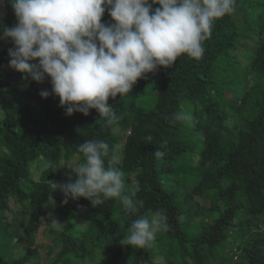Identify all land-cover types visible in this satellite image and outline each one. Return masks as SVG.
<instances>
[{
    "label": "trees",
    "instance_id": "trees-1",
    "mask_svg": "<svg viewBox=\"0 0 264 264\" xmlns=\"http://www.w3.org/2000/svg\"><path fill=\"white\" fill-rule=\"evenodd\" d=\"M2 3L0 22L16 24ZM234 7L214 22L199 60L182 54L110 97L111 124L95 109L69 116L58 97L42 98L50 78L23 79L8 67L12 41L0 44V264H185V249L195 264H264V0ZM102 22L114 23L107 10ZM181 111L191 121L175 119ZM88 139L119 153L125 193L137 188L132 198L143 201L137 213L117 198L64 205L53 191L50 183L76 179L77 145ZM157 210L167 230L151 246H128L133 220ZM50 214L63 227L49 225Z\"/></svg>",
    "mask_w": 264,
    "mask_h": 264
},
{
    "label": "clouds",
    "instance_id": "clouds-1",
    "mask_svg": "<svg viewBox=\"0 0 264 264\" xmlns=\"http://www.w3.org/2000/svg\"><path fill=\"white\" fill-rule=\"evenodd\" d=\"M16 24L0 22V39L11 40L8 67L26 73L35 82L50 78L51 93L59 98L66 115H89L95 109L111 124L116 111L109 98H123L138 79L169 67L182 54L199 60L204 55L202 42L216 20L235 11L236 0H7ZM153 5H159L153 8ZM107 10L114 23L102 22ZM38 61L37 63H29ZM177 120L191 121L190 113L181 111ZM151 141L152 137L147 138ZM83 161L71 169L76 179L50 183L53 191L63 193L62 204L81 197L93 206L117 198L126 213H137L143 201L133 200L137 188L125 193L124 171L120 155L103 140L88 139L77 145ZM156 157L164 155L161 151ZM55 206V201L51 199ZM49 225L63 223L49 216ZM162 210L133 220L128 246H151L156 234L167 230Z\"/></svg>",
    "mask_w": 264,
    "mask_h": 264
},
{
    "label": "rangeland",
    "instance_id": "rangeland-1",
    "mask_svg": "<svg viewBox=\"0 0 264 264\" xmlns=\"http://www.w3.org/2000/svg\"><path fill=\"white\" fill-rule=\"evenodd\" d=\"M3 3H2V0H0V15L5 11V9H4V6L2 5ZM15 24H13V25H11V26H9V28L10 27H13ZM0 34H2V33H0ZM5 40L4 39H0V44H2L3 42H4ZM1 46V45H0ZM38 61H30L29 63H37ZM37 113H39L40 114V112L39 111H36ZM3 116V109L1 108V106H0V117H2ZM118 148V147H117ZM2 150L4 151V150H6L3 146H1L0 145V153L2 152ZM68 163L71 165V164H75V163H77V159H76V157L74 156L73 158H70L69 160H68ZM189 196L187 195V194H185L184 195V199L182 200V201H189ZM182 201H179L180 203H182ZM189 207V205H184L183 207H181V209L183 210V211H185L187 208ZM184 254H183V256L185 257L184 258V263L185 264H195V262H194V255H193V253L191 252V250H189V249H185L184 251ZM45 255H47V254H45ZM38 258V257H37ZM52 260H53V258L51 257V258H49L48 259V262L49 263H47V264H50L51 262H52ZM43 261V260H42ZM38 264H43L42 262L41 263H38ZM74 264H78V263H74Z\"/></svg>",
    "mask_w": 264,
    "mask_h": 264
}]
</instances>
